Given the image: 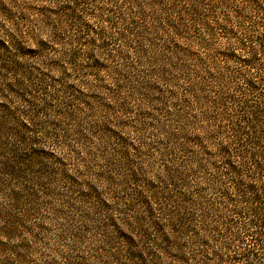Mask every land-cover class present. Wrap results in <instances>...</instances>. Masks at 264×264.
I'll return each instance as SVG.
<instances>
[{"label":"trees","instance_id":"1","mask_svg":"<svg viewBox=\"0 0 264 264\" xmlns=\"http://www.w3.org/2000/svg\"><path fill=\"white\" fill-rule=\"evenodd\" d=\"M38 249L264 264V0H0V264Z\"/></svg>","mask_w":264,"mask_h":264},{"label":"rangeland","instance_id":"2","mask_svg":"<svg viewBox=\"0 0 264 264\" xmlns=\"http://www.w3.org/2000/svg\"><path fill=\"white\" fill-rule=\"evenodd\" d=\"M154 37L157 38V36H154ZM160 40H162V39H156V43H158V44L162 43V41L160 42ZM113 49L115 50L114 54L118 53V52H116L117 46L113 47ZM143 55H145L144 57H145L146 61L147 60L149 61V56H147L146 54H143ZM127 58H128V60L124 63V65L126 64L129 66H127L128 68L124 71V74L127 77L128 76L131 77V75H133V68H132L131 63L135 60L136 57L131 55V53H130L129 56H127ZM114 63L117 66V68L123 67L122 66L123 64L117 58L114 59ZM143 67L146 69V68H149L151 66H150V64L145 63V66H143ZM136 80H139V78L138 77H135L134 79L131 78L129 80V81H131L129 87H134L133 83ZM184 82H185L184 80L180 81L181 84H184ZM152 91L154 93L152 95H155V97H159L158 94H156L157 91H155L154 89ZM175 97L180 98L182 96L181 95H175ZM153 99H158V98H153ZM176 99L177 98H173V102L177 101ZM136 103H137V107L134 105H131V106H129V108L132 109V112L137 111L144 116V118H145L144 123H146V126H145L146 130L142 132L141 140L149 148V146L152 144V141H154V136L152 135V132L154 130V129H152V125H153L154 120H153L152 116H154V118H160V119L163 118L162 116H164L166 114L165 113L166 111L165 110H158V109L159 108H167V109L170 108L168 106H170L171 102H169V100L164 99L162 102H160V100H159L157 102H153L152 104H149L148 102H144L142 104L139 101H136ZM139 104H142V105L138 106ZM192 109H190V111H192ZM197 114H199L198 109L196 111H192L191 116L198 117ZM132 115H134V114L131 113L128 116L131 117ZM132 118H133V116H132ZM158 161H159L158 156L154 155V153H153V155L151 156V159H150V163L153 167V171H155V172L158 171L159 166H160ZM23 236L26 237L25 235H23ZM22 239H26V238H22ZM51 259L56 260V257H54L53 255H50V254L46 255V253H44L42 249H38V250L32 252L31 256L29 257V262H30V264H45V263L51 261ZM13 264H16V263H13Z\"/></svg>","mask_w":264,"mask_h":264}]
</instances>
